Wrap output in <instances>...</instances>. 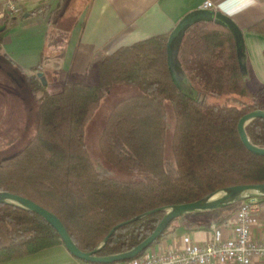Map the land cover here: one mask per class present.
Instances as JSON below:
<instances>
[{
	"label": "trees",
	"instance_id": "16d2710c",
	"mask_svg": "<svg viewBox=\"0 0 264 264\" xmlns=\"http://www.w3.org/2000/svg\"><path fill=\"white\" fill-rule=\"evenodd\" d=\"M14 22L0 31V43ZM248 29L264 34V19ZM172 31L118 48L93 64L94 77L68 79L54 92L42 84L40 65L23 74L38 104L36 132L24 147L0 159V190L53 212L83 251H93L114 227L150 210L192 202L228 186L264 183V156L248 150L238 132L243 115L264 109V84L253 89L247 83L233 31L217 19L197 21L186 30L179 60L196 87L192 95L183 93L171 74ZM0 56L13 64L8 55ZM120 84L137 85L140 93L113 106L99 147L107 162L137 174L132 180L102 172L85 136L102 97ZM209 95L225 101L210 103ZM169 106L174 128L167 146ZM246 131L264 147L263 118L249 123ZM239 204L226 207L231 208L226 219ZM163 216L156 212L119 226L97 255L135 247ZM59 243L64 244L61 236L41 215L0 203V263Z\"/></svg>",
	"mask_w": 264,
	"mask_h": 264
},
{
	"label": "crops",
	"instance_id": "0c3cea01",
	"mask_svg": "<svg viewBox=\"0 0 264 264\" xmlns=\"http://www.w3.org/2000/svg\"><path fill=\"white\" fill-rule=\"evenodd\" d=\"M205 1L27 0L25 6H30L27 10L39 5H45V8L37 13L25 12L15 19L0 43V55H8L13 64L8 60L6 64L22 75L31 74L32 67L40 65L49 85L61 87L68 79L93 76V64L118 48L170 32L187 14L200 9ZM211 1L215 4L213 10L229 16L239 28L241 69L249 86L259 88L264 84V34L248 28L264 19V0ZM1 4H4L3 0H0ZM1 62L4 65L3 60ZM175 77L185 92H196L181 66L176 65ZM230 211L231 208H223L186 214L174 221L145 253L206 243L215 229L230 236L236 224L234 213L225 218ZM252 237H263L258 221L253 224ZM0 264L95 263L75 257L59 243Z\"/></svg>",
	"mask_w": 264,
	"mask_h": 264
},
{
	"label": "water",
	"instance_id": "95a60500",
	"mask_svg": "<svg viewBox=\"0 0 264 264\" xmlns=\"http://www.w3.org/2000/svg\"><path fill=\"white\" fill-rule=\"evenodd\" d=\"M213 19H217L218 21L225 23L233 31L240 57V51H241L240 30L229 16H227L226 14L220 11H215L213 9H197L187 14L173 29L168 41V57H169V67L171 70V74L179 89L187 95H192L194 94V92H185L180 87V85L178 84V80L175 77L176 65L181 66V62L179 60V49L182 39L188 27H190L193 23L201 20H213ZM5 27H6V23L0 26V31L3 30ZM2 66L3 64L0 59V68ZM9 75L14 80H17L14 71L9 72ZM38 76L42 84L46 86L47 80L44 73L38 72ZM19 80L25 82L26 81L25 76L20 75ZM257 118L264 119V109L253 110L243 115L238 122V132L242 143L246 146L248 150H250L252 153L256 155L264 156V147L255 145L250 140L248 133L246 131L247 125ZM255 197H264V183L240 184V185L228 186L223 189H218L212 192L211 194L192 202L156 208L146 213H143L135 218H132L124 223H121L120 225H117L111 230L109 235L105 237V239L101 242V244L98 247H96L93 251H83L74 242L63 222L53 212L42 207L41 205H39L38 203H36L35 201L29 198H26L24 196L6 190H0V203L18 206L41 215L47 222H49L57 230V232L59 233V235L63 240L65 247L68 249V251L71 254H73L75 257L81 260L95 264H111L114 262L130 260L135 257H138L143 251L148 249L154 242L157 241V239H159L164 234L168 226L176 218H179L181 216L190 213L223 209L232 204L240 203L242 201ZM161 211L164 212V216L162 217L157 227L153 230V232L149 236H147L138 245L121 253L111 254L107 256L97 255L100 249L107 243L109 237L115 232V230L119 226Z\"/></svg>",
	"mask_w": 264,
	"mask_h": 264
},
{
	"label": "rangeland",
	"instance_id": "374dc122",
	"mask_svg": "<svg viewBox=\"0 0 264 264\" xmlns=\"http://www.w3.org/2000/svg\"><path fill=\"white\" fill-rule=\"evenodd\" d=\"M30 7V6H28ZM25 6L24 11L28 8ZM6 13L5 4L0 6V14ZM21 16V15H20ZM0 16V26L10 21L4 22ZM4 65L0 68V159L6 158L14 154L15 151L21 149L30 140L36 132L38 118V104L34 96L31 94L29 87L22 82L21 89L15 85L13 79L4 72V68L14 71L15 75H22L21 72L12 70L8 66L7 61L1 57ZM6 64V65H5ZM89 80V79H88ZM48 81V80H47ZM46 87L52 92L57 91L60 87L51 86L47 82ZM140 93V88L133 84H120L113 86L101 99V102L89 119L85 128V136L90 154L97 167L105 174L120 180H132L138 176L134 172L120 169L105 160L99 147V138L106 122V119L113 106L123 98ZM190 94V93H189ZM210 103H223V96L207 97ZM174 128V113L172 107L168 109V140L167 146L170 144L171 134ZM234 206L233 209L237 208Z\"/></svg>",
	"mask_w": 264,
	"mask_h": 264
},
{
	"label": "built area",
	"instance_id": "2783aa9c",
	"mask_svg": "<svg viewBox=\"0 0 264 264\" xmlns=\"http://www.w3.org/2000/svg\"><path fill=\"white\" fill-rule=\"evenodd\" d=\"M6 13L2 19L10 21L19 17L27 0H3ZM215 4L206 0L200 9H213ZM236 224L233 234L224 235L215 229L206 243L190 244L179 250L144 253L130 260L111 264H264V197L250 198L240 202L234 212ZM260 222L262 238L252 237V227Z\"/></svg>",
	"mask_w": 264,
	"mask_h": 264
},
{
	"label": "flooded vegetation",
	"instance_id": "af4514ba",
	"mask_svg": "<svg viewBox=\"0 0 264 264\" xmlns=\"http://www.w3.org/2000/svg\"><path fill=\"white\" fill-rule=\"evenodd\" d=\"M3 64V63H2ZM3 68V67H2ZM4 71H5V73L6 74H8L9 75V72H11V71H9V69H6V67L4 68ZM10 76V75H9ZM11 77V76H10ZM17 80H14L12 77V79H13V81H14V83L17 85V86H19V87H21L22 86V81H20L19 80V77H20V75L19 74H17Z\"/></svg>",
	"mask_w": 264,
	"mask_h": 264
}]
</instances>
